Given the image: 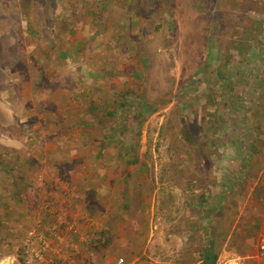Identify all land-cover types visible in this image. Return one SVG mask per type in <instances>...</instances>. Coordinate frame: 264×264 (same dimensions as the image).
Masks as SVG:
<instances>
[{"label": "rangeland", "instance_id": "1", "mask_svg": "<svg viewBox=\"0 0 264 264\" xmlns=\"http://www.w3.org/2000/svg\"><path fill=\"white\" fill-rule=\"evenodd\" d=\"M0 93V264H264V0H0Z\"/></svg>", "mask_w": 264, "mask_h": 264}, {"label": "crops", "instance_id": "2", "mask_svg": "<svg viewBox=\"0 0 264 264\" xmlns=\"http://www.w3.org/2000/svg\"><path fill=\"white\" fill-rule=\"evenodd\" d=\"M25 89L26 93H34L31 89ZM10 93V90L8 91ZM6 96V95H5ZM17 115L18 110L17 107H15L13 104H11L10 101H8L1 93H0V137L1 135L6 134V129L13 125L15 121H17ZM19 121V120H18ZM10 140H15V142H18L19 140H16L15 138H10ZM52 160V159H51ZM58 165V163H57ZM77 167H73L71 171L76 173Z\"/></svg>", "mask_w": 264, "mask_h": 264}, {"label": "trees", "instance_id": "3", "mask_svg": "<svg viewBox=\"0 0 264 264\" xmlns=\"http://www.w3.org/2000/svg\"><path fill=\"white\" fill-rule=\"evenodd\" d=\"M206 253L204 254V259L200 264H215L216 263V258L217 254L213 250L212 247H206L205 248Z\"/></svg>", "mask_w": 264, "mask_h": 264}, {"label": "built area", "instance_id": "4", "mask_svg": "<svg viewBox=\"0 0 264 264\" xmlns=\"http://www.w3.org/2000/svg\"><path fill=\"white\" fill-rule=\"evenodd\" d=\"M258 249H259L260 255L263 257L264 256V231L259 235Z\"/></svg>", "mask_w": 264, "mask_h": 264}]
</instances>
